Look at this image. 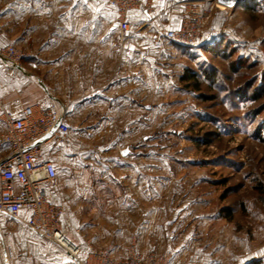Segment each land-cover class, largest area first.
Instances as JSON below:
<instances>
[{
    "label": "crops",
    "instance_id": "obj_1",
    "mask_svg": "<svg viewBox=\"0 0 264 264\" xmlns=\"http://www.w3.org/2000/svg\"><path fill=\"white\" fill-rule=\"evenodd\" d=\"M153 2L156 24L175 27L178 1ZM111 10L106 0H0V43L25 54L17 68L0 60V100L6 109L20 116L26 106L55 105L67 110L69 126L83 125L91 112L103 111L99 124L113 120L117 127L126 124L127 110H143V100L152 99L141 96L149 87L143 79L152 78L159 54L175 43L154 35L141 11L130 14V34L119 42ZM80 131H70L68 145L54 160L43 156L58 173L47 196L64 206L63 228L83 252L91 244L123 258L133 242L138 251L163 255L167 264H264L261 204L256 214L241 204L242 214H225L222 208L211 212L206 200L173 192L168 183L161 189L142 183V172L133 182L126 176L121 181V167L105 166L101 153L98 158L86 154L94 161L76 166L81 157L73 151ZM7 150L0 145V158ZM0 264L73 263L61 247L22 221L0 215Z\"/></svg>",
    "mask_w": 264,
    "mask_h": 264
},
{
    "label": "rangeland",
    "instance_id": "obj_2",
    "mask_svg": "<svg viewBox=\"0 0 264 264\" xmlns=\"http://www.w3.org/2000/svg\"><path fill=\"white\" fill-rule=\"evenodd\" d=\"M177 1L180 7H213L208 29L214 33L191 50L161 51L152 78L143 79L149 87L141 96H151V102L143 100V110H127L125 125L106 120L101 126L103 111L91 112L83 125H70L71 133H82L75 165L91 164L86 154L101 153L105 166L121 167V181L126 176L133 182L142 172V183L158 189L168 183L173 192L206 200L211 212L227 207L242 214L241 204L256 214V191L264 192V0L236 8L217 0ZM113 10L109 21L117 24ZM186 72L194 77L185 79ZM61 148L50 144L44 153L54 160Z\"/></svg>",
    "mask_w": 264,
    "mask_h": 264
},
{
    "label": "built area",
    "instance_id": "obj_3",
    "mask_svg": "<svg viewBox=\"0 0 264 264\" xmlns=\"http://www.w3.org/2000/svg\"><path fill=\"white\" fill-rule=\"evenodd\" d=\"M106 5L115 10L121 43L130 34L129 16L136 11L144 12V25L166 41L192 47L214 33L208 29L213 7L204 8L196 2L181 5L175 27L168 22L156 24L153 0H106ZM24 58L25 54L15 46L0 43V60L11 67H20ZM0 122V145L8 147L0 158V215L22 221L28 229L61 247L73 264H167L163 255L138 251L133 242L125 257L117 258L110 248L98 249L91 244L83 252L69 239L62 225L64 206L47 196V188L56 182L57 169L52 160L43 156L50 144L68 145L67 110L36 104L26 106L20 116H15L0 100ZM22 212L28 213L26 219L20 217Z\"/></svg>",
    "mask_w": 264,
    "mask_h": 264
},
{
    "label": "trees",
    "instance_id": "obj_4",
    "mask_svg": "<svg viewBox=\"0 0 264 264\" xmlns=\"http://www.w3.org/2000/svg\"><path fill=\"white\" fill-rule=\"evenodd\" d=\"M249 3H252L251 0H245L241 3H239L237 6H240V5H244L246 7L247 4ZM237 6H235L234 8H236ZM175 43V42H174ZM175 46H178L180 48H183L184 50H187V49H190L191 50V47H188V46H184V45H181V44H178V43H175ZM187 76L185 77V79H192L194 77V75H190L188 72H186ZM184 79V78H183ZM256 190H258L257 188H255ZM255 190V191H256ZM258 192V200H259V203L263 206L264 208V192L263 190L261 191H256ZM225 196H222V199H224ZM222 211L225 213V214H231V210L230 208H227V207H223L222 208Z\"/></svg>",
    "mask_w": 264,
    "mask_h": 264
},
{
    "label": "water",
    "instance_id": "obj_5",
    "mask_svg": "<svg viewBox=\"0 0 264 264\" xmlns=\"http://www.w3.org/2000/svg\"><path fill=\"white\" fill-rule=\"evenodd\" d=\"M243 1L245 0H217V3L226 8H234ZM124 154H126V150H124Z\"/></svg>",
    "mask_w": 264,
    "mask_h": 264
}]
</instances>
